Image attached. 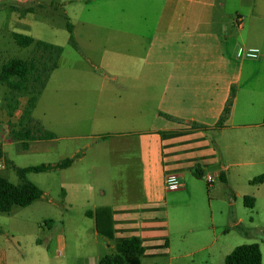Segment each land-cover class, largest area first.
Returning <instances> with one entry per match:
<instances>
[{
  "label": "rangeland",
  "instance_id": "1",
  "mask_svg": "<svg viewBox=\"0 0 264 264\" xmlns=\"http://www.w3.org/2000/svg\"><path fill=\"white\" fill-rule=\"evenodd\" d=\"M111 6L112 0H0V69L13 59L29 60L39 55L35 45L19 46L16 34L63 50L33 117L46 131L55 127L65 140L30 142L24 150L17 142L19 129L3 122L0 145L15 141L4 145L5 156L17 168L53 165L77 156L69 171L27 175V180L43 191V197L29 207L0 213V264H99L97 256L102 259L119 252L116 243L108 248L110 240L95 235L94 222L86 216L90 205L140 190L138 162L132 159L131 165L122 164L125 152L99 138L95 117L101 88L95 79L106 71L98 67L96 58L97 68L88 61L91 39L86 32L89 25L112 24ZM231 8L234 11L235 6ZM230 18V28L238 35L235 11ZM69 23L74 26L78 48L71 43ZM262 83L258 92L264 89ZM8 92L0 85V104ZM236 101L235 127L227 128L221 137L217 131L207 132L210 140L221 144L224 154L227 145L226 180L216 177L209 185L207 174L201 178L187 174L184 186L168 197L170 232L165 235L170 237L172 254L159 251L162 254L156 257L141 258L142 264H225L235 248L248 244L260 246L264 264V184H251L264 173V131L237 127L260 122L264 100L242 90ZM218 170L217 166L207 172L214 175ZM0 174L13 184L21 183L14 168L1 157ZM97 197L101 200H95ZM245 197L256 199L254 208L245 206ZM173 201L177 203L174 207ZM199 247L205 249L195 256H180Z\"/></svg>",
  "mask_w": 264,
  "mask_h": 264
},
{
  "label": "crops",
  "instance_id": "2",
  "mask_svg": "<svg viewBox=\"0 0 264 264\" xmlns=\"http://www.w3.org/2000/svg\"><path fill=\"white\" fill-rule=\"evenodd\" d=\"M231 6L238 15V35L230 28ZM111 22L110 26L89 25L86 32L91 39L88 61L97 68L96 58L98 67L106 71L95 79L101 87L96 123L99 138L125 152L120 160L123 165H131L132 159L138 162L140 190L137 194L123 192L104 204L91 206L88 202V211L112 209L114 240L100 236L95 220L86 216L94 222L95 235L110 240L108 248H113L112 242L137 236L146 248L142 258L161 255L159 251L171 255L172 243L165 235L170 232L166 218L169 195L184 186L187 174L196 171L226 180L227 145L224 154L221 144L210 140L207 132L217 131L221 137L227 128L235 127L240 91L264 100V89L263 93L257 89L261 82L264 88V0H112ZM98 39L101 44L97 47ZM137 46L141 48L136 50ZM108 85L113 89L106 90ZM232 93L234 106L219 128ZM25 104L23 99L22 110L12 118L0 104V124L11 123L20 131ZM194 124L207 129L194 128ZM237 127L264 131V111L260 122ZM52 133L65 140L55 127ZM8 143L15 141L1 143L4 163ZM75 165L76 160L65 171ZM217 166L214 175L207 172ZM171 176L179 182L177 189L168 187ZM204 249L180 256H195Z\"/></svg>",
  "mask_w": 264,
  "mask_h": 264
},
{
  "label": "trees",
  "instance_id": "3",
  "mask_svg": "<svg viewBox=\"0 0 264 264\" xmlns=\"http://www.w3.org/2000/svg\"><path fill=\"white\" fill-rule=\"evenodd\" d=\"M68 30L71 34V43L75 48L78 45L74 37V26L69 23ZM15 40L19 46L27 48L35 45L37 55L29 60L13 59L0 69V85L8 88L9 92L1 103V110L12 118L22 106V100L26 104L19 120L20 136L23 149L27 150L30 142L56 139V135L46 131L42 124L33 117L40 96L42 95L50 74L56 70L62 48L44 42H35L31 37L16 34ZM234 101V93L228 100L225 110L217 124V127L224 126L230 116L231 107ZM166 116V115H165ZM167 118L170 119L169 116ZM194 128L205 130L207 127L198 124ZM0 145V156H2ZM74 158H67L57 164H42L26 168H17L7 161L8 167H13L19 176L21 183L13 184L6 177L0 174V213L10 214L14 208H26L39 201L43 197V191L34 183L27 180L31 173H49L57 170H65L74 163ZM196 177L201 178L203 173L196 171ZM222 179V178H221ZM252 185L264 184V173L251 181ZM256 199L245 197L244 204L248 208H254ZM86 215L95 220L96 232L110 240L115 239L116 229L113 211L109 207L98 208L95 211H88ZM48 225V224H47ZM143 239L137 236L121 239L117 243L118 254H111L103 257L99 264H141V258L146 248ZM225 264H263V254L258 244L242 245L233 250L225 258Z\"/></svg>",
  "mask_w": 264,
  "mask_h": 264
},
{
  "label": "built area",
  "instance_id": "4",
  "mask_svg": "<svg viewBox=\"0 0 264 264\" xmlns=\"http://www.w3.org/2000/svg\"><path fill=\"white\" fill-rule=\"evenodd\" d=\"M168 182V187L169 189L173 190V189H177L179 186V182L176 180L175 177H170ZM207 182L209 185H213L216 182V178L212 175L207 176Z\"/></svg>",
  "mask_w": 264,
  "mask_h": 264
}]
</instances>
